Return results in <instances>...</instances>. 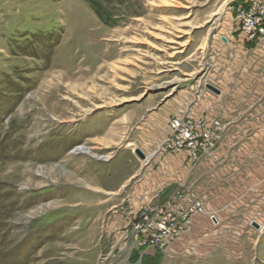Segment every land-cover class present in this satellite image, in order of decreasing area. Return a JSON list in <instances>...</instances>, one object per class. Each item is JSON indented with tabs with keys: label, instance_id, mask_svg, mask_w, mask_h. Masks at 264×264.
I'll return each mask as SVG.
<instances>
[{
	"label": "rangeland",
	"instance_id": "374dc122",
	"mask_svg": "<svg viewBox=\"0 0 264 264\" xmlns=\"http://www.w3.org/2000/svg\"><path fill=\"white\" fill-rule=\"evenodd\" d=\"M253 1L0 0V264H264V36L246 28ZM188 117L209 141L167 148L171 121ZM173 153L190 161L164 158ZM172 164L162 198L141 205L145 178ZM215 164L229 166L228 204L215 203ZM177 192L190 201L177 202L183 229L171 236L157 224ZM194 199L205 213L186 224Z\"/></svg>",
	"mask_w": 264,
	"mask_h": 264
},
{
	"label": "built area",
	"instance_id": "2783aa9c",
	"mask_svg": "<svg viewBox=\"0 0 264 264\" xmlns=\"http://www.w3.org/2000/svg\"><path fill=\"white\" fill-rule=\"evenodd\" d=\"M256 1V0H255ZM253 1L252 5L247 10V23L246 28L247 30L253 31L255 34H259L264 36V0H257L255 3ZM260 13V16L256 15L257 13ZM252 33V35H253ZM197 124H201V121H193L191 118H185V119H179L174 118L170 123V129L173 132V139L167 140L166 147L167 148H175L178 150L179 148H194L196 145H201L200 142L202 141H209V137L205 134H199V131H196ZM211 143V142H210ZM177 201L172 200L168 201L166 205H172V210L168 211L167 213V220L162 219L157 224V230L159 232L166 231L169 235H177L180 233L181 229H183L182 226L178 225L176 222L178 219V216L176 215V207L178 205V201L182 199L183 200H189L190 198H187L183 194H180L177 192ZM176 206V207H175ZM159 212H162L161 209L158 210ZM182 213V220L186 222V224L190 223L191 216L196 213L203 214L205 213V209L202 205V203L199 200L193 201V205L189 210H186ZM150 213L149 208H143L141 209L139 218H147V215ZM156 215H159L156 214ZM210 219L213 223H216V217L214 215H210Z\"/></svg>",
	"mask_w": 264,
	"mask_h": 264
},
{
	"label": "crops",
	"instance_id": "0c3cea01",
	"mask_svg": "<svg viewBox=\"0 0 264 264\" xmlns=\"http://www.w3.org/2000/svg\"><path fill=\"white\" fill-rule=\"evenodd\" d=\"M142 151V150H141ZM143 152V151H142ZM144 153V152H143ZM145 154V153H144ZM218 156V155H216ZM219 156H223V151L221 150L219 152ZM247 157H249L247 155ZM165 159L169 160V159H177L178 162L180 160H182V162H184L186 159L188 161H190L186 154L185 153H173V154H167L165 157ZM222 162V161H221ZM206 163V161H205ZM220 164V163H219ZM219 164H215V174H217L218 176L215 177V188H220V193L218 194L216 192V196H215V203L217 205H223L225 203H227L228 199L232 198V196L228 195L227 191L226 190H223V183H224V173L226 171V167H229V166H224V165H219ZM183 165V164H182ZM205 167L208 166V164H204ZM164 166V165H163ZM232 167L233 169H236V170H239L241 167H236V166H230ZM160 168V169H159ZM158 169V176L156 179L152 180L151 182V178L150 176L149 177H146L144 182H143V186H142V189L143 190V195L140 196V200L138 201L141 205H146V204H149V201L148 200H152L154 198H156L158 201V199L162 198V190L163 189H166L167 186L170 185V183H173L174 181L171 179L168 180V173L169 172H172L175 168H180V164H172V166L169 168L168 166L166 167H159ZM264 168V167H263ZM186 169V168H185ZM184 169V172H186L187 170ZM245 172L246 176H245V185L243 187H239V189L241 188V194L240 196H238L239 198H241L242 201L245 202L246 205H249V203L252 202L253 198H254V182H255V173H256V167H255V164L254 163H247L245 164V166L242 167V172ZM263 174H264V171H262ZM162 174V175H161ZM132 176V175H131ZM131 176H126L125 177V181H128L130 179ZM162 177V179H160ZM148 178H150V181H148ZM203 183V181H201ZM201 182L199 181V192H202L201 190V187H203V184H201ZM204 183L206 184V182L204 181ZM155 184H157V188H158V191L157 192H149L148 189L149 187L150 188H155ZM161 190V191H160ZM160 191V192H159ZM159 193V194H158ZM225 193V194H224ZM199 199L200 200H205V196H202L201 193L199 195ZM149 198V199H147ZM166 199H170L169 197L167 198H164L163 200H161L162 202H164ZM174 200V199H173ZM206 202V201H205ZM158 203V202H157ZM204 203V202H203ZM207 203V202H206ZM228 204V203H227ZM221 209V207H220ZM212 210V209H211ZM213 210H217L219 211V207H216L214 208ZM222 210V209H221ZM228 212V211H227ZM229 213V212H228ZM203 214H197L194 216V225H197L198 223H200V221L202 220L203 216H201ZM229 215V214H228ZM218 217L220 219H222V214L218 215ZM230 219L232 220L233 217H232V214H230ZM248 218V216H247ZM253 218V217H252Z\"/></svg>",
	"mask_w": 264,
	"mask_h": 264
},
{
	"label": "water",
	"instance_id": "95a60500",
	"mask_svg": "<svg viewBox=\"0 0 264 264\" xmlns=\"http://www.w3.org/2000/svg\"><path fill=\"white\" fill-rule=\"evenodd\" d=\"M135 153H136L138 156H140V158H144V155H143V153L141 152L140 149L136 148V149H135Z\"/></svg>",
	"mask_w": 264,
	"mask_h": 264
},
{
	"label": "bare ground",
	"instance_id": "6f19581e",
	"mask_svg": "<svg viewBox=\"0 0 264 264\" xmlns=\"http://www.w3.org/2000/svg\"><path fill=\"white\" fill-rule=\"evenodd\" d=\"M76 150L79 151V152H84V148L81 147V146L77 147ZM141 152H142V151H141ZM142 153H143V152H142ZM143 155H144V154H143ZM147 157H148V156H147ZM263 226H264V225H263Z\"/></svg>",
	"mask_w": 264,
	"mask_h": 264
}]
</instances>
